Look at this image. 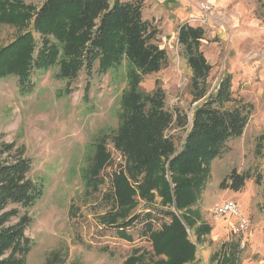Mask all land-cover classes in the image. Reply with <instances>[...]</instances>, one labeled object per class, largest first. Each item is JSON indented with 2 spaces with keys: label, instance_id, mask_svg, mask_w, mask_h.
I'll return each mask as SVG.
<instances>
[{
  "label": "trees",
  "instance_id": "obj_1",
  "mask_svg": "<svg viewBox=\"0 0 264 264\" xmlns=\"http://www.w3.org/2000/svg\"><path fill=\"white\" fill-rule=\"evenodd\" d=\"M143 9L144 0H43L40 5L0 0V24L23 31L0 47V79L16 76L21 96L31 94L38 76L53 69L54 77L67 83L57 91L58 97L68 95L71 83L83 71L90 75L96 63L99 73L125 69L118 125L111 135L122 162L111 175L107 195L113 210L102 221L126 240H132L127 228L140 217L130 211L140 200L152 207L157 192L164 204L174 202L179 211L195 201L210 178L211 161L225 152L230 140L243 135L253 111L252 103L234 95L231 74L222 76L214 88L209 86L213 66L202 48L206 30L188 22L178 26L177 39L192 70L190 94L197 104L191 123L186 112L166 107L162 88L144 91L145 76L161 71L169 58L157 41L160 31L154 20L144 17ZM189 124L178 150L169 131ZM12 149V144H3L0 156ZM167 160L174 189L165 177ZM85 161L82 178L86 189L96 192L105 182L104 170L114 165L107 135L87 146ZM31 170L32 160L21 154L0 158V264H27L35 245L26 233L31 219L13 207L31 208L44 195V183L31 178ZM247 177L234 169L224 182L230 180L227 187L239 191ZM14 217L19 220L12 222ZM147 217L150 254L135 247L123 264H187L195 259L196 244L187 230L194 222L188 214L178 215L170 208V220L160 227H155L151 212ZM239 247L228 244L220 264H238ZM59 258L60 253L53 252L45 264H58Z\"/></svg>",
  "mask_w": 264,
  "mask_h": 264
},
{
  "label": "rangeland",
  "instance_id": "obj_2",
  "mask_svg": "<svg viewBox=\"0 0 264 264\" xmlns=\"http://www.w3.org/2000/svg\"><path fill=\"white\" fill-rule=\"evenodd\" d=\"M28 1L40 5L43 0ZM200 1L188 4L206 20H193L192 24L206 30L202 48L213 66L209 86L214 88L222 76L231 74L234 95L252 103L253 111L243 135L230 140L225 152L211 161L210 178L193 203L179 211L174 202L164 204L156 192L152 207L140 200L131 209L140 216L127 228L132 240L121 238L116 227H106L102 221L113 210L107 195L112 190L111 175L122 162L111 135L118 125L125 69L99 73L96 63L90 75L81 72L64 97H58L57 91L67 83L54 77L56 69L39 75L35 90L26 96L19 94L16 76L0 79V147L13 145L11 153L0 158L20 154L30 158L29 176L45 186L43 197L33 207L13 205L20 215L31 219L26 233L35 245L27 264H45L53 252L60 253L58 264H123L135 247L148 256L152 246L145 233L147 213L153 214L155 227H160L170 220V208L178 215L188 214L194 222L187 230L197 254L187 264H220L230 243L240 246L238 264H264V0H206L214 5L208 15L200 11ZM21 33L13 25L0 24V47ZM162 33L157 41L167 47L169 63L145 76L141 88L149 93L162 88L166 107L186 112L191 123L197 104L192 103L190 94L192 70L173 33ZM189 128L190 124L170 129L178 150ZM103 135H107L114 165L104 170L105 182L99 190L88 191L81 174L87 146ZM169 167L167 160L165 177L174 189ZM234 169L248 176L239 191L227 187L230 180L224 182ZM226 200L237 201L250 218L245 234L236 231L237 221L232 216L214 215L215 205ZM18 220L14 217L12 222Z\"/></svg>",
  "mask_w": 264,
  "mask_h": 264
},
{
  "label": "crops",
  "instance_id": "obj_3",
  "mask_svg": "<svg viewBox=\"0 0 264 264\" xmlns=\"http://www.w3.org/2000/svg\"><path fill=\"white\" fill-rule=\"evenodd\" d=\"M191 1L192 0H144L143 15L148 20H154L159 31H162L164 34L171 31L174 39L178 41V26L184 22L192 24L193 20L201 17L199 16L200 12H197L189 5ZM161 46L165 49L167 48L165 45Z\"/></svg>",
  "mask_w": 264,
  "mask_h": 264
},
{
  "label": "built area",
  "instance_id": "obj_4",
  "mask_svg": "<svg viewBox=\"0 0 264 264\" xmlns=\"http://www.w3.org/2000/svg\"><path fill=\"white\" fill-rule=\"evenodd\" d=\"M199 9L202 13L208 15L214 10V5L206 0H201L199 2ZM194 21L205 22V18H196ZM214 215L217 217L232 216L237 221L236 231L241 234H245L250 228V218L246 216L242 211L240 204L235 200H226L217 203L213 209Z\"/></svg>",
  "mask_w": 264,
  "mask_h": 264
}]
</instances>
